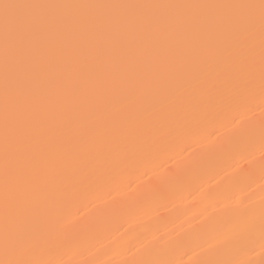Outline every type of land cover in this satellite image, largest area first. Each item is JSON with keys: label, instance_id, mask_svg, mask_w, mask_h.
Listing matches in <instances>:
<instances>
[{"label": "snow or ice", "instance_id": "6c2138e0", "mask_svg": "<svg viewBox=\"0 0 264 264\" xmlns=\"http://www.w3.org/2000/svg\"><path fill=\"white\" fill-rule=\"evenodd\" d=\"M257 102L264 0H0V264H112L77 258L127 223L112 192L142 209L221 158L264 153ZM217 224L196 260L191 234L113 243L132 253L120 264H264V199Z\"/></svg>", "mask_w": 264, "mask_h": 264}, {"label": "bare ground", "instance_id": "6f19581e", "mask_svg": "<svg viewBox=\"0 0 264 264\" xmlns=\"http://www.w3.org/2000/svg\"><path fill=\"white\" fill-rule=\"evenodd\" d=\"M58 2H103V0H58ZM262 111L264 109H261L257 102L255 111L249 114L257 126L262 119ZM262 162H264V153L259 150L251 156L245 154L221 158L193 187L166 199H150L142 209L124 207L133 199L131 190L124 187L113 191L112 195L107 198V207H122V219L119 223H124V221L127 223H124V228L114 235L112 232L115 227H118V223L105 225L95 239L84 245L77 258L111 261L112 264H120L125 259H131L132 253L113 243L127 229L123 240L132 242H136L137 237L143 238L144 236H147L149 240L153 236L175 240L191 234L194 237L192 248L195 251L188 256H183V259L185 261L198 259V254L202 253L199 245L205 240L213 243L218 232L224 230L219 224L216 225L217 231H212L211 227L206 229V226H210L213 220H221L224 211L234 202L247 203L251 199L258 206L264 199ZM139 191H145L142 184L139 185ZM105 206L102 199H97L96 206L89 204L84 212L90 217L95 213L96 207ZM258 254L259 248H257V259ZM182 255V252H177L176 258Z\"/></svg>", "mask_w": 264, "mask_h": 264}]
</instances>
